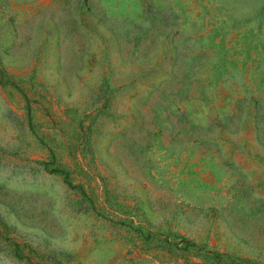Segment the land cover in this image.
<instances>
[{
    "label": "rangeland",
    "instance_id": "374dc122",
    "mask_svg": "<svg viewBox=\"0 0 264 264\" xmlns=\"http://www.w3.org/2000/svg\"><path fill=\"white\" fill-rule=\"evenodd\" d=\"M0 75V264H264V0H0Z\"/></svg>",
    "mask_w": 264,
    "mask_h": 264
},
{
    "label": "trees",
    "instance_id": "16d2710c",
    "mask_svg": "<svg viewBox=\"0 0 264 264\" xmlns=\"http://www.w3.org/2000/svg\"><path fill=\"white\" fill-rule=\"evenodd\" d=\"M0 82L4 83V80H2V76L0 75ZM53 171L58 172L59 174H61L63 180L66 181L67 184H71V178L69 176V170L66 166H64L62 163L60 162H56L55 165L51 168Z\"/></svg>",
    "mask_w": 264,
    "mask_h": 264
}]
</instances>
